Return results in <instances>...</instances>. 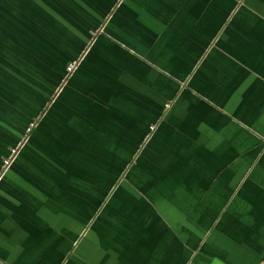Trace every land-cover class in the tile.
I'll return each mask as SVG.
<instances>
[{
	"label": "crops",
	"instance_id": "crops-1",
	"mask_svg": "<svg viewBox=\"0 0 264 264\" xmlns=\"http://www.w3.org/2000/svg\"><path fill=\"white\" fill-rule=\"evenodd\" d=\"M0 177V264H264V0H0Z\"/></svg>",
	"mask_w": 264,
	"mask_h": 264
},
{
	"label": "built area",
	"instance_id": "built-area-1",
	"mask_svg": "<svg viewBox=\"0 0 264 264\" xmlns=\"http://www.w3.org/2000/svg\"><path fill=\"white\" fill-rule=\"evenodd\" d=\"M75 68H76L75 63H71L67 67V70H68V72H72ZM15 155H16V149H12L10 156L4 160V166H9L10 163H11V160H12L13 156H15ZM0 179H1V177H0Z\"/></svg>",
	"mask_w": 264,
	"mask_h": 264
},
{
	"label": "trees",
	"instance_id": "trees-1",
	"mask_svg": "<svg viewBox=\"0 0 264 264\" xmlns=\"http://www.w3.org/2000/svg\"><path fill=\"white\" fill-rule=\"evenodd\" d=\"M34 123H35V121L26 124V126H25L26 127V133L29 132V130L31 129V127L33 126ZM12 149H16V147H12V148L9 149L8 153L3 158V164L2 165H4V160L10 156ZM19 155H20V152H19L18 156Z\"/></svg>",
	"mask_w": 264,
	"mask_h": 264
},
{
	"label": "water",
	"instance_id": "water-1",
	"mask_svg": "<svg viewBox=\"0 0 264 264\" xmlns=\"http://www.w3.org/2000/svg\"><path fill=\"white\" fill-rule=\"evenodd\" d=\"M24 142H25V141H23V143H20L19 147L16 149V155H17V153L20 151V149L22 148ZM16 155H15V156H16ZM15 156H13V158H15ZM5 167H8V166H5Z\"/></svg>",
	"mask_w": 264,
	"mask_h": 264
}]
</instances>
